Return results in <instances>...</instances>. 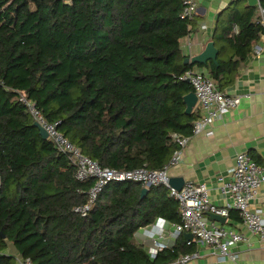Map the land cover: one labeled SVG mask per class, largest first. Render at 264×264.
<instances>
[{
    "label": "trees",
    "instance_id": "1",
    "mask_svg": "<svg viewBox=\"0 0 264 264\" xmlns=\"http://www.w3.org/2000/svg\"><path fill=\"white\" fill-rule=\"evenodd\" d=\"M181 12V0H0V264H18L10 246L33 264H169L194 252L181 234L154 257L135 240L180 221L164 186L141 198L142 184L112 182L75 214L93 179H76L19 101L101 167L161 170L199 117L180 77L198 68L225 92L261 32L254 10L232 9L211 38L216 63L184 64L179 41L194 23Z\"/></svg>",
    "mask_w": 264,
    "mask_h": 264
},
{
    "label": "crops",
    "instance_id": "2",
    "mask_svg": "<svg viewBox=\"0 0 264 264\" xmlns=\"http://www.w3.org/2000/svg\"><path fill=\"white\" fill-rule=\"evenodd\" d=\"M196 2L197 11L192 20L194 29L179 41L180 51L185 59L200 54L206 44L212 42L213 34L218 31V21L225 19L230 10L252 9L256 18L258 17L256 0ZM233 31L237 32L236 27ZM256 47L262 49L260 56H254L252 53ZM194 69L203 72L201 69ZM225 92L238 96L239 105L215 120L206 131L191 137L181 151L179 162L170 168L167 174L170 178H182L184 182L205 185L211 203L219 207H225L231 202L221 187L223 181H230V169L238 153L249 154L264 168V39L261 32L239 67L235 82ZM194 109L199 116L197 105ZM219 179L223 181L219 182ZM251 206L260 211L264 224V182L260 184ZM209 216L206 215L209 221L225 230L241 234L244 239L238 244L229 245V251L235 257V260L231 261L193 237L188 240L185 237L187 233H182L185 240L192 241L194 245V258L190 264H264V246L242 225L236 211L230 210L227 217H222V222L214 221ZM179 235L173 234L169 223L157 220L153 225L139 230L135 234V240L151 257L148 247L152 238L160 237L159 242L165 249L171 248ZM7 254L17 257L11 246Z\"/></svg>",
    "mask_w": 264,
    "mask_h": 264
},
{
    "label": "built area",
    "instance_id": "3",
    "mask_svg": "<svg viewBox=\"0 0 264 264\" xmlns=\"http://www.w3.org/2000/svg\"><path fill=\"white\" fill-rule=\"evenodd\" d=\"M256 1L258 17L254 24L261 29L264 39V6H261V0ZM181 4L180 18L192 21L197 11L196 0H181ZM261 52L260 47H256L252 51L254 56H260ZM180 79L191 85L200 114L193 124L189 137L174 136L179 150L175 151L169 162L158 171L146 168L132 171H115L101 167L97 162L84 156L76 146L58 131L59 122H47L35 103L27 100L25 96L20 95L19 101L26 107L33 121L45 130L58 152L68 156L76 168V179L80 182L93 179V185L87 192L86 203L75 207L73 209L75 214L85 217L93 208L97 196L103 188L112 182L131 181L140 183L145 188L164 186L169 190V197L178 203L180 221L176 224H170L173 234H190L198 242L211 247L218 255L234 261L235 257L230 253L229 245L240 243L244 239L243 236L219 227L214 222L209 221L206 215L227 217L230 210L236 211L242 225L250 234L256 236L264 246L263 220L260 211L253 209L251 206L260 184L264 182V168L258 165L249 154L245 152L238 153L235 156L234 165L230 169V181L224 182L219 179V182L223 181L222 191L231 200L230 204L225 207H219L211 203L207 187L203 184H194L190 181L184 182L179 191L169 187L168 170L179 162L181 151L187 145L188 140L206 131L215 120L219 119L224 113L235 109L240 103L238 96L219 91L210 78L195 69L185 72ZM159 240L160 237L150 240L148 250L151 257H154L157 252L164 248ZM193 258V254H188L169 264H190ZM16 260L18 264H33L30 259L16 257Z\"/></svg>",
    "mask_w": 264,
    "mask_h": 264
},
{
    "label": "water",
    "instance_id": "4",
    "mask_svg": "<svg viewBox=\"0 0 264 264\" xmlns=\"http://www.w3.org/2000/svg\"><path fill=\"white\" fill-rule=\"evenodd\" d=\"M216 57H217V50L214 46L213 42H208L204 48V50L191 58H186L184 60V64H191V65H197V64H206L207 61H212L213 63H216ZM183 101L186 105V112L190 113L195 108L197 104V99L194 93H190L186 95L183 98ZM34 126L39 130L40 135L43 139H47L48 135L45 132V130L39 126L36 122H34ZM184 181L182 178H168V185L171 188H174L176 191H179L183 185ZM147 188H143L141 191V198L145 197L147 195ZM212 220L217 222H222L224 218L218 216V215H210L209 216ZM185 237L190 240L192 239V235L186 234Z\"/></svg>",
    "mask_w": 264,
    "mask_h": 264
}]
</instances>
